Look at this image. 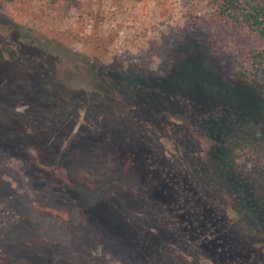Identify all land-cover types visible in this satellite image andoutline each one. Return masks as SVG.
I'll use <instances>...</instances> for the list:
<instances>
[{
	"label": "rangeland",
	"instance_id": "obj_1",
	"mask_svg": "<svg viewBox=\"0 0 264 264\" xmlns=\"http://www.w3.org/2000/svg\"><path fill=\"white\" fill-rule=\"evenodd\" d=\"M49 42L72 54L47 55L42 43ZM261 47L264 38L249 35L242 24L213 20L207 0H0V146L20 153L5 157L12 170L2 176L12 186L7 193L19 195L22 215L36 210L55 218L56 211L82 208L76 195L88 207L106 196L111 203L99 202L96 209L115 226L114 207L129 208L130 191L95 185L94 173L103 174L110 158L129 163V170L119 166L125 179L144 177L153 165L175 164L173 155L156 151V140L163 142L161 130L176 116L185 115L193 129L198 117L230 104L253 122V136L264 142V87L233 78L249 67L248 52ZM95 61L146 76L133 96L140 103L132 109L139 124L123 120L127 101L82 105L79 95ZM125 89L115 87L114 95L122 97ZM152 128L159 136H152ZM197 128L192 147L203 151L206 140ZM27 179L30 187L23 184ZM56 179L68 180L66 191L75 201L61 200L66 191L50 185ZM84 180L93 182L91 195L73 186ZM38 222L52 241L60 239L58 220ZM29 260L62 264L50 247Z\"/></svg>",
	"mask_w": 264,
	"mask_h": 264
},
{
	"label": "trees",
	"instance_id": "obj_2",
	"mask_svg": "<svg viewBox=\"0 0 264 264\" xmlns=\"http://www.w3.org/2000/svg\"><path fill=\"white\" fill-rule=\"evenodd\" d=\"M207 4L213 20L242 24L249 35L264 38V0H207ZM42 48L49 56L57 51L59 59L72 54L54 42L42 43ZM248 60L249 67L235 71L233 78L264 87V47L250 50ZM138 70L112 69L95 61L80 102L91 107L128 102L123 120L139 124L133 110L140 103L133 102V96L146 76ZM119 86L126 87L120 98L113 91ZM225 106L216 115L198 117L197 127L206 140L203 151L192 147L199 129L188 127L189 119L180 115L161 130L163 142L156 140V151L173 155L175 164L153 165L144 177L134 174L125 179L129 163L117 164L110 158L102 165L103 174L94 173L95 185L130 191L129 208L114 207L115 226L105 211L96 209L99 202L111 203L106 196L88 207L76 195L82 208L74 213L56 211V218L36 210L22 215L17 209L19 195L7 193L12 186L2 177L12 171L5 157L18 158L20 153L0 146V157L5 159L0 161V264H31L29 255L45 247L52 248L62 264H110L112 259L121 264H264V142L253 136V122L230 104ZM66 182L56 179L50 185L66 191ZM15 184L19 187V180ZM23 184L30 187L28 179ZM73 186H80L82 195L93 190V182L87 180ZM62 194L63 201L76 200L67 191ZM39 216L58 220L60 239L52 241Z\"/></svg>",
	"mask_w": 264,
	"mask_h": 264
}]
</instances>
